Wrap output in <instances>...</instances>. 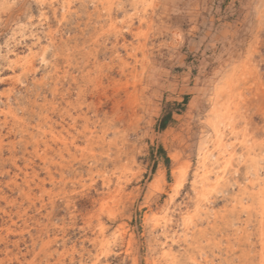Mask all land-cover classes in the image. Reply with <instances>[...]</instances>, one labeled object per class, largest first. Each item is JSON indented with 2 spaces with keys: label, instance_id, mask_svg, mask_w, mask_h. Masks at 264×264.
<instances>
[{
  "label": "rangeland",
  "instance_id": "1",
  "mask_svg": "<svg viewBox=\"0 0 264 264\" xmlns=\"http://www.w3.org/2000/svg\"><path fill=\"white\" fill-rule=\"evenodd\" d=\"M262 12L0 0V264H264Z\"/></svg>",
  "mask_w": 264,
  "mask_h": 264
},
{
  "label": "bare ground",
  "instance_id": "2",
  "mask_svg": "<svg viewBox=\"0 0 264 264\" xmlns=\"http://www.w3.org/2000/svg\"><path fill=\"white\" fill-rule=\"evenodd\" d=\"M229 84H230V76L223 79L221 85L216 87L217 96H220V94L224 93V89L226 87H229ZM225 106H226V104H225ZM207 122H208V126L211 130V134L214 137L215 142L217 143V146L220 148V146H222V137H223V131H224L223 128L232 129L234 121L231 119L230 115H228V113L226 111L223 112V110L221 111L217 107H213V109L211 111V117L208 119ZM204 150H205V142H201V145L199 146V149H198V155L202 156V158H203V160H201V166H205V161L209 158V155H206L204 153ZM257 191H260V189ZM255 194H256V192H255ZM258 194H259L258 200L260 201V205H261L262 209H264V191L262 190V191L258 192ZM255 196H257V195H255ZM255 208H257V207H255ZM257 210L259 211L258 208H257Z\"/></svg>",
  "mask_w": 264,
  "mask_h": 264
},
{
  "label": "trees",
  "instance_id": "3",
  "mask_svg": "<svg viewBox=\"0 0 264 264\" xmlns=\"http://www.w3.org/2000/svg\"><path fill=\"white\" fill-rule=\"evenodd\" d=\"M171 121V113L164 114L159 122L160 129L164 130Z\"/></svg>",
  "mask_w": 264,
  "mask_h": 264
},
{
  "label": "snow or ice",
  "instance_id": "4",
  "mask_svg": "<svg viewBox=\"0 0 264 264\" xmlns=\"http://www.w3.org/2000/svg\"><path fill=\"white\" fill-rule=\"evenodd\" d=\"M262 16H264V12H262ZM261 63L264 64V57H262ZM181 186H182V182L177 185L178 188L181 187ZM190 222H191V217H186L185 218V223L188 224ZM181 264H183V262H181Z\"/></svg>",
  "mask_w": 264,
  "mask_h": 264
}]
</instances>
